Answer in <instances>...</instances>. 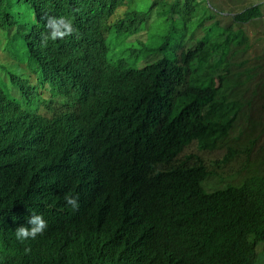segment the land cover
<instances>
[{
	"label": "trees",
	"instance_id": "obj_1",
	"mask_svg": "<svg viewBox=\"0 0 264 264\" xmlns=\"http://www.w3.org/2000/svg\"><path fill=\"white\" fill-rule=\"evenodd\" d=\"M213 5L0 0V264H264V171L204 186L216 167L248 163L259 136L249 115L264 75L252 66L264 57H243L241 25L262 5L230 10L223 23ZM110 30L127 45L115 58ZM14 56L22 62L9 65ZM34 66L46 98L25 77ZM69 191L120 203L121 217L79 237ZM29 211L47 227L18 240Z\"/></svg>",
	"mask_w": 264,
	"mask_h": 264
},
{
	"label": "rangeland",
	"instance_id": "obj_2",
	"mask_svg": "<svg viewBox=\"0 0 264 264\" xmlns=\"http://www.w3.org/2000/svg\"><path fill=\"white\" fill-rule=\"evenodd\" d=\"M149 1V0H147ZM208 2L213 3L216 10L222 9L221 14L224 17L221 18V22H228V18L225 17V14L228 11H238L244 6H248L250 4L261 3L263 16L257 18L251 22H247L241 25L245 34L248 36L247 42L250 46L245 50L243 57L249 58V64H253L256 60L252 59L255 56L262 55L264 57V0H208ZM209 23L208 20H206ZM139 34H144V32H140ZM143 37V35H141ZM134 39V36L128 37L126 40L131 41ZM107 45L110 49L111 57L115 58L122 55L123 46L121 37H118L113 32H109L107 35ZM1 54V51H0ZM126 56V53L123 54ZM22 62L21 57H13L8 62L9 65L13 63ZM262 65V66H261ZM254 69H260L259 75H264V62L252 66ZM12 71L15 68L11 69ZM258 95L254 96L253 103L250 110L249 122L252 128V131L258 133L259 136L256 139V142L253 146L250 156L248 157V163L244 162L243 158H237L228 162L226 164L221 165L220 167L215 168V176H210L205 181V189L206 190H214V188L218 186H222V183H238L245 177L250 176V174L254 172H262L264 171V97L263 88L257 89ZM236 130L237 125L235 126ZM219 150V149H218ZM210 152L206 154L209 160L218 159L217 157L221 152L219 151ZM223 151V150H222ZM247 168V169H246ZM219 175H223L221 179H219ZM221 181H219V180Z\"/></svg>",
	"mask_w": 264,
	"mask_h": 264
},
{
	"label": "clouds",
	"instance_id": "obj_3",
	"mask_svg": "<svg viewBox=\"0 0 264 264\" xmlns=\"http://www.w3.org/2000/svg\"><path fill=\"white\" fill-rule=\"evenodd\" d=\"M109 32H113V31L110 30L108 31V33ZM55 35H57V33L52 34L53 37H55ZM60 35H63V33H60ZM117 36L120 37L119 35ZM25 77L28 80H30L31 83H33V86H36V91H38L43 97L46 98L50 96V92H49L50 86L48 83H44V84L41 83L39 79L40 77L39 72L37 71V68L35 66L32 69L29 68L28 74ZM93 195H94V198L98 199L96 192H94ZM84 196L85 197L80 202L78 201V195L73 194L71 191L66 192L63 196L65 205L70 206V208L72 209V210L69 209L70 213H73L75 215V218L79 219V222L77 223V227L76 228L71 227V228L75 231V233L79 237H82V238H88V236L92 232V229L95 225L96 226L101 225L105 229L110 230L111 226L109 225L106 218L115 217V216L121 217L120 209L122 207L120 203L118 204L117 207H110L109 201L106 200L99 205H92L87 202L86 191H84ZM24 197H25V191L19 195L17 200H21ZM100 201H103V200H100ZM79 204H81L83 207H85L88 210L103 212V219L101 221L91 223L89 219L86 218V216L81 211L75 210L78 208ZM29 213H30V216L27 218V224H26L27 226L20 225L16 227L14 230V235L16 239L18 240L34 238L37 234L42 233L47 227V221L45 220L42 214L33 213L32 211H29ZM69 242H70L69 249H74L73 245L75 243V240L69 239Z\"/></svg>",
	"mask_w": 264,
	"mask_h": 264
},
{
	"label": "bare ground",
	"instance_id": "obj_4",
	"mask_svg": "<svg viewBox=\"0 0 264 264\" xmlns=\"http://www.w3.org/2000/svg\"><path fill=\"white\" fill-rule=\"evenodd\" d=\"M124 12V10H116L115 11V13H114V15H113V11H111L110 13H109V16H112V19L113 20H115L116 18H118L119 16H121L122 15V13ZM110 22V20L108 19V23ZM127 39V38H126ZM126 42H127V40H126Z\"/></svg>",
	"mask_w": 264,
	"mask_h": 264
},
{
	"label": "water",
	"instance_id": "obj_5",
	"mask_svg": "<svg viewBox=\"0 0 264 264\" xmlns=\"http://www.w3.org/2000/svg\"><path fill=\"white\" fill-rule=\"evenodd\" d=\"M69 100H70V97H69V99L66 101V102H69ZM58 101H59V95H57L56 97H55V99L52 101V105H54V104H58ZM65 102V103H66Z\"/></svg>",
	"mask_w": 264,
	"mask_h": 264
}]
</instances>
